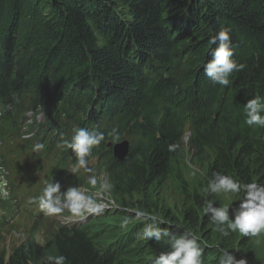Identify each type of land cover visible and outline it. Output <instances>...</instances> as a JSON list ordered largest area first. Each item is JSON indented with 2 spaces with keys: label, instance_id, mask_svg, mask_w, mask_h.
<instances>
[{
  "label": "trees",
  "instance_id": "1",
  "mask_svg": "<svg viewBox=\"0 0 264 264\" xmlns=\"http://www.w3.org/2000/svg\"><path fill=\"white\" fill-rule=\"evenodd\" d=\"M221 27L231 29L233 58L245 64L228 87L213 85L203 73L211 59L207 41ZM256 94L264 97V0H0V103L13 105L0 118V139L32 132L29 140L21 137L32 142L48 124L39 140L54 139L44 147L49 149L73 126L90 124L106 136L116 127L121 141L130 142L122 161L112 155L107 138L88 158L103 157L106 178L86 187L100 192L107 181L119 211L105 209L109 219L95 215L92 225L82 227L56 223L43 243L34 232L38 217L25 241L9 253L0 249V264H45L47 256L61 254L66 264H134L132 254H141L138 264H150L167 250L162 242L130 237L128 247L115 251L105 247L106 240L98 245L91 233L100 225V233L114 231L120 224L112 225V216L123 207L194 232L208 245L203 264H218L217 245L247 264H264V235L221 237L202 213L214 170L264 184V128L248 126L244 114V104ZM40 113L43 122L36 120ZM172 143L180 146L174 152L168 151ZM15 168L11 161L9 169ZM6 181L11 195L0 200L9 208L18 191ZM168 187L172 203L165 196ZM207 198L216 206L230 202ZM238 204L231 202L230 218Z\"/></svg>",
  "mask_w": 264,
  "mask_h": 264
},
{
  "label": "clouds",
  "instance_id": "2",
  "mask_svg": "<svg viewBox=\"0 0 264 264\" xmlns=\"http://www.w3.org/2000/svg\"><path fill=\"white\" fill-rule=\"evenodd\" d=\"M231 29L221 27L214 35H211L207 41L208 55L211 57L203 65L204 75L213 85L228 87L233 83L230 77L233 73H239L244 70L245 64L238 63L233 57L235 48L230 37ZM245 123L248 126L264 128V97L256 94L249 98L244 104ZM190 134V130L185 129V134ZM32 134L23 137L25 140L31 139ZM189 137V135H188ZM109 139L112 145L121 141V135L116 127L107 133L98 130H87L85 128H75L70 139H65L61 134V140L57 147L63 151L72 150L75 165L71 169L73 173L79 170L90 171L88 167V158L92 155L94 148L101 145L103 141ZM45 145L37 143L33 146L34 152H40ZM180 146L176 143L168 145V151L174 152ZM104 179L106 178L103 177ZM89 183L95 188L97 178L90 176ZM0 198L8 199L11 195L7 187V181H0ZM107 181L100 183L99 191L107 195L111 189ZM206 194L202 213L208 217L212 230L221 237H229L233 233H238L241 237L255 238L264 235V184L256 181L241 182L231 175L222 174L219 171H213L211 177L207 179L204 189ZM209 196H219L230 201L222 206L214 205L213 199ZM105 198V202L108 200ZM239 201L236 207L232 208L231 218L229 207L231 202ZM107 203V206L112 204ZM27 204L35 205L40 212L46 216H58L67 211L77 221L83 222L89 216L100 215L104 211V206L93 198L87 191H82L78 187L70 186L64 192H61L59 181H45L42 194L29 197ZM103 216V214H102ZM136 218L144 223L135 229L129 225L127 219L121 222L111 232V237L106 239V246L115 251L128 247V242L118 240L117 232L122 230H133L136 234L131 237L142 241L153 239L155 242H162L167 246V250L153 255L150 264H203V254L208 245L194 232L184 229L180 225H173L159 218L156 215H150L147 212H137ZM167 225L161 227V225ZM130 239V238H129ZM135 240V239H134ZM117 246H120L118 250ZM217 247L218 264H247L244 258L237 259L228 248ZM127 252L125 257H127ZM64 255H49L45 264H66Z\"/></svg>",
  "mask_w": 264,
  "mask_h": 264
},
{
  "label": "rangeland",
  "instance_id": "3",
  "mask_svg": "<svg viewBox=\"0 0 264 264\" xmlns=\"http://www.w3.org/2000/svg\"><path fill=\"white\" fill-rule=\"evenodd\" d=\"M176 23L177 21L174 20V24ZM133 43H134V40H133ZM38 119L39 121L43 120L42 116H38ZM188 135H189L188 133L185 134L186 139L188 138ZM69 170H70V167L65 169L67 173L69 172ZM78 174L81 175L82 173L78 172ZM90 176L92 175L88 174V177ZM4 178H5L4 174H1L0 181L5 180ZM99 178L100 180H104L102 176H100ZM39 186H40V183L36 184L30 189L29 194L19 197V201H18L19 203H17V201H13L12 208L10 210H6L0 205V248L5 247L7 251L10 252L12 247L16 246L20 242L25 241L27 236L31 233L35 225V218L38 215H39L38 228L34 232H35L36 239L40 243H43V237L47 233V230H49L52 227V225L57 223L58 222L57 220H59L60 221L59 223H61L64 226L67 224L77 223L74 217L69 215V213L64 214V215L60 214L58 216H46L43 213L38 214V212L40 211L35 205L27 204L28 198L36 195L35 193L38 192ZM78 188L82 191H87L89 194L93 196V198L97 201V203H100L104 206V209L107 208V203L105 202V198L107 197L104 193L95 192V190H93L92 188H88L87 190L82 185H80ZM165 196L167 197L169 203H172L175 200V198L173 197V193L169 187L165 188ZM108 198L112 199L110 196H108ZM115 209L119 211L118 206L115 207ZM122 209H123V213L113 214L112 225H117V224L121 225V222L127 219L129 221L128 226L134 223H138L141 228L144 227V223L142 221H138L136 218L137 212H140L137 208L135 207L124 208L123 207ZM94 217L95 215L89 216L86 219V222L88 221L87 224L92 225L93 221H91V219ZM109 218H110L109 216L108 217L101 216L98 219L100 221H104ZM101 226L102 225L94 226L91 229V233L95 234L94 238L98 245H103L104 241L111 237L110 227L105 229L104 233H100L99 228H101ZM104 226L107 227L106 225ZM99 239H103V242L99 243ZM129 255H131L130 249L127 254V257ZM132 258L137 259V262H134V264H138L141 258V254H138V255L132 254Z\"/></svg>",
  "mask_w": 264,
  "mask_h": 264
},
{
  "label": "bare ground",
  "instance_id": "4",
  "mask_svg": "<svg viewBox=\"0 0 264 264\" xmlns=\"http://www.w3.org/2000/svg\"><path fill=\"white\" fill-rule=\"evenodd\" d=\"M25 116H26V120L28 119L29 121L32 120V118H33L32 115H31V116H27V115H25ZM32 123H33V121H31V123H29V125H31ZM23 127H24V129H26V125H24ZM54 127H55V125L52 126V127L47 131L46 135H44V137L42 138V140H43L44 138H46V136H48L49 134H51V132L53 131ZM81 127H82V128H86L87 130H90V131H91V130H94V126H92V125H90V124H82ZM15 128H18V125H16ZM67 129H68V128H67ZM14 130H15V129H14ZM25 135H26V132H23L22 135H21V137H24ZM21 137H19V136H13V137H11L10 139H22ZM0 141H2V140L0 139ZM123 141H128V140H127V139H124V140H122V141H120V142H123ZM53 142H54V139L51 140V141L46 142V143L44 144V145H45V148L48 147V146H50ZM120 142H119V143H120ZM38 143H42V141H39ZM69 150H70V149H68L67 151H65V152L63 153V155L66 154L67 152H69ZM94 152H95V151H94ZM94 152H92V154H93ZM63 155H60V156H63ZM33 156H35L34 153H33ZM0 157H1V152H0ZM55 158H56V157H53L50 161L54 160ZM71 158H72V157L67 158V159H62V160L59 161L58 163L51 165L50 167H48V169H47L46 172H47L48 174H50V173H52V172H58V170H60V169H62V168H64V167L67 168V167L74 166L75 163H72V162H71ZM92 159H93V158L89 159L88 161H91ZM0 162H1V158H0ZM97 168H99L98 171H95L94 173H87L85 177H88V174H91L92 176H95V177L98 179L100 176L106 175V174H104V173H106V168L104 167V164H103V157L97 159L95 165H94L93 167H90L89 169H90V170H93V169H97ZM0 170L3 171V169H2L1 167H0ZM2 174H4V171L2 172ZM71 176H73V175H69L68 178H70ZM54 177H56V175L53 176V177L48 176V177L44 180L43 183L45 184V181H50L52 178L54 179ZM4 179H5V178H4ZM99 180H100V179H99ZM79 181H80V180H79ZM79 181H78V180H70V181H69V179H68V183L63 187V191H62V192H64V191H65L68 187H70V186H76V185H78ZM0 186H2V184H0ZM106 202H108V203H112V202H113V203H112L111 206H107V208H105V209H108V208H114V207L117 206L113 199H108ZM105 209H104V210H105ZM103 213H104V211H103ZM51 220H52V219H51ZM61 225H62V224H61ZM41 255H42V254H41Z\"/></svg>",
  "mask_w": 264,
  "mask_h": 264
},
{
  "label": "water",
  "instance_id": "5",
  "mask_svg": "<svg viewBox=\"0 0 264 264\" xmlns=\"http://www.w3.org/2000/svg\"><path fill=\"white\" fill-rule=\"evenodd\" d=\"M130 143L129 141H123L115 144L112 147V153L116 160L122 161L124 160L129 153Z\"/></svg>",
  "mask_w": 264,
  "mask_h": 264
}]
</instances>
